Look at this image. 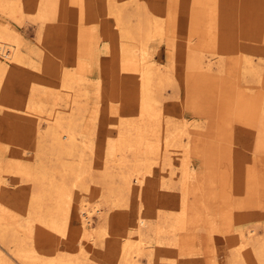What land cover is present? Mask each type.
I'll return each instance as SVG.
<instances>
[{
  "label": "rangeland",
  "instance_id": "obj_1",
  "mask_svg": "<svg viewBox=\"0 0 264 264\" xmlns=\"http://www.w3.org/2000/svg\"><path fill=\"white\" fill-rule=\"evenodd\" d=\"M144 1L157 4L161 9L156 7L152 11L156 15L154 23H163L164 28L161 35L150 41L149 52L157 59L158 66L171 72L176 83L175 88L166 87L158 100L163 116L149 122L152 127L149 134L161 135L163 120L168 116L188 120L195 126L191 127L193 133L187 157L190 168L177 166L186 174L184 187L180 180L174 187H162L160 175H156L157 192H142L139 200L129 201L128 209L115 208L106 219L96 215L93 224L109 233V242L117 236L122 241V235L136 218L133 210L137 207L143 222L141 232L148 241L144 242L145 246L158 248L162 243L164 253L153 255L151 260L147 254H135L136 264H170V260L225 264L227 254L242 244L241 235L247 228L254 226L258 235H264V79L261 83L253 80L241 68V58L238 60L241 53L249 54L264 73V0ZM105 2L107 0H22L23 22L21 25L13 23L25 40L24 60L11 68L8 94H4L5 99L8 98L5 112L14 111L13 115L10 117L0 108V178L3 183L0 181V206L8 207L4 216L10 229L18 225L20 228L26 220L31 222V232L26 228L19 232L25 242L29 238L28 242L43 255L71 252L69 246L76 245L78 237L80 204L73 202L67 231L59 228L60 232L47 226L44 217L38 220L40 224L35 216L28 214V209L24 210L19 200L29 199L31 193L28 176L31 168L26 165L33 167L35 162L27 164V160L12 156L14 113L16 108L23 111L34 96L47 108H51L55 99L60 109L69 107L77 99L86 106L90 102L85 111L87 119L99 113L103 121L140 119L139 76L135 66L122 57L119 29ZM132 8L133 4L129 6L130 10ZM216 19L220 23L213 28L212 36L208 32ZM215 38L216 42L206 41ZM51 58L58 65L55 71L49 69L48 59ZM63 68L75 70V85L87 88L89 97L84 98L80 91L77 95L75 90H70L73 91L70 95L61 88ZM246 85L253 89H245ZM101 138L107 151L105 159L111 161L109 164L117 172L113 135H101ZM176 159L172 158L177 165ZM16 160H20V164ZM97 192L94 184L85 192L90 208L102 202ZM247 246L242 248L246 264H257L252 260L251 247ZM108 249L105 255L99 253V257L102 256L99 260H119L120 255L114 253L112 246Z\"/></svg>",
  "mask_w": 264,
  "mask_h": 264
},
{
  "label": "bare ground",
  "instance_id": "obj_2",
  "mask_svg": "<svg viewBox=\"0 0 264 264\" xmlns=\"http://www.w3.org/2000/svg\"><path fill=\"white\" fill-rule=\"evenodd\" d=\"M105 4L106 7H109V13L114 17L119 29L122 57L135 66L140 77H138L141 86L140 119L135 117L119 122L103 121L99 117L100 113L87 119L85 111H87L90 102L86 106L82 105L80 101L78 102L77 99L72 104L70 103V108L67 106L68 108L60 109L55 99L52 106L50 105L51 108H47L48 106L46 107L44 102L32 95V98L28 102L26 101L23 111L15 109L16 120L12 129V137L10 136L12 138V143H10L12 144V156L27 160L29 162L27 164L35 162L33 167L26 165L28 169L31 168V173L28 175L31 181L29 199L22 198L19 201L24 205V210L28 209L30 216H35L37 221L44 217L46 225L56 231H59V228L66 229L70 214H72L73 202L76 201L80 204L79 228L76 245L69 246L71 252L56 251L43 255L28 242L29 238L25 242L19 232L21 228L22 230L26 228L25 230L28 229L31 232L33 228L31 222L26 220L20 224V228L19 225H16L18 228L10 229L4 216L8 207H2V209L0 206V264H136L133 260L135 254H147L151 260L153 255L158 256L163 252L162 243L158 248H152L150 245L145 246L144 242L148 241L141 232L142 216L137 207L133 210L136 218L130 222L129 228L122 235L124 238L122 241L117 236V239L112 243L109 242V233L106 230H99L93 224L96 215L106 219L113 209L129 207V201L132 198L139 200L142 192H157L158 186L156 187V185L158 183L156 184L157 181L154 180L156 175H160V186L162 187H174L176 183L179 184V180L181 186L184 187L186 174L180 172L177 166L181 165L183 168L190 166V160L187 157H189L188 150H190L193 133L191 127H195L189 124L184 117L176 120L166 115L168 118L163 120L164 127L162 134L160 133L162 136L157 133L149 134L152 128L149 127V122L161 119L163 116L158 107V100L163 91L168 86L176 87L175 77L165 68L158 66L157 59L149 52L151 51L150 41L155 36L161 35L164 29L163 23H154L156 15L152 10L158 5L147 3L144 0H107ZM132 4L133 8L130 10L129 6ZM157 10L161 9L158 7ZM24 14L22 0H0V16L2 18L0 21V108L10 117L14 111L12 113L5 112L4 105L8 98L5 99L4 94H8L7 81L11 75V68L21 65L24 60L25 42L24 37L17 31L13 23L21 25ZM219 23V19L212 22L209 35L214 34L212 30L216 29ZM221 35L223 34L221 33ZM216 39H207L206 41L216 42ZM243 39L247 40L245 36ZM241 46L245 45L241 44ZM240 55L242 57H239L238 60L240 61L241 58V68H244L253 80L261 83L264 73L262 74L260 67L254 64L253 57L244 52ZM48 62L52 67L49 69L57 70L58 65L56 66L55 60L51 58L48 59ZM209 63H212L211 60ZM76 76L74 69L63 68L60 73L61 88L67 93L70 90L80 91L84 98L85 96L89 97L90 91L82 86L83 83L80 85L82 87L75 85V83L77 84ZM52 87L50 88L52 89ZM246 88L253 89L250 86ZM107 134L113 135L115 140V156L118 158L116 160V162L118 161L117 172L109 164L111 161L108 162L105 159L107 151H105L106 148L102 142L105 137L101 138V135ZM172 154L178 159L177 165L172 160ZM16 163L20 164V160H16ZM0 181L3 184L1 178ZM90 184L95 185L98 197L102 199V202L93 205V208L89 207L88 195L85 194L89 191ZM4 190L6 192V189ZM11 196L14 197V194ZM39 223L41 224V222ZM65 229L64 231H67ZM241 237L242 244L227 254L225 264H246L242 248L247 245L251 247L252 260L257 261V264H264V235L262 237L258 235L257 229L251 226L245 230ZM110 243L111 245H108ZM109 246H112L114 253L120 255L119 260L115 262L100 261L102 256L99 257V253L105 255ZM169 263L187 264L186 261L178 260H170Z\"/></svg>",
  "mask_w": 264,
  "mask_h": 264
}]
</instances>
